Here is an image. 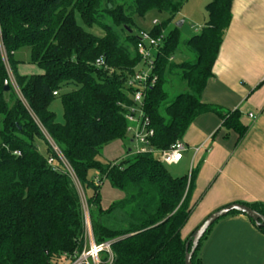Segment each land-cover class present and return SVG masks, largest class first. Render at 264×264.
I'll return each instance as SVG.
<instances>
[{
    "label": "trees",
    "instance_id": "16d2710c",
    "mask_svg": "<svg viewBox=\"0 0 264 264\" xmlns=\"http://www.w3.org/2000/svg\"><path fill=\"white\" fill-rule=\"evenodd\" d=\"M186 1L0 0V264H70L86 248L76 184L35 118L84 193L95 243L110 244L111 255L102 252L100 264H184L190 237L183 240L181 233L194 209L198 168L176 177L154 153L131 152L117 163L102 162L101 154L110 143L130 135L126 115L133 100L127 83L140 63L136 19L151 12L167 15L149 32L160 36ZM232 2L209 0L199 33L184 39L175 27L164 38L156 54L157 82L144 100L154 132L148 149L169 150L206 113L216 114L239 140L246 134L238 110L225 114L202 102L232 21ZM77 14L87 28L98 26L104 35L81 27ZM24 47L30 49L29 64L40 73L19 74L21 62L14 53ZM177 48L186 49L193 59L176 64L172 54ZM100 57L102 68L95 65ZM7 64L25 103L11 85L8 92L3 90L9 82ZM168 77L189 91L169 100ZM56 97L62 102V124L49 109ZM35 140L45 144V155ZM104 181L123 195L106 209L100 193ZM244 205L264 216V204ZM214 225L200 241L192 264H201L200 252ZM256 228L264 233V228Z\"/></svg>",
    "mask_w": 264,
    "mask_h": 264
},
{
    "label": "crops",
    "instance_id": "0c3cea01",
    "mask_svg": "<svg viewBox=\"0 0 264 264\" xmlns=\"http://www.w3.org/2000/svg\"><path fill=\"white\" fill-rule=\"evenodd\" d=\"M231 12L232 21L202 102L225 114L238 110L247 132L239 140L238 134L222 127L216 114L206 113L184 134L183 158L170 166L179 167V176L189 175L196 168L198 174L191 199L194 209L182 230L183 240L218 209L236 203L264 204V0H233ZM205 22L197 23L200 30L195 34ZM20 62V75L40 73L37 67ZM131 152H125L124 142L118 140L107 145L101 155L108 163H117ZM105 184L111 192L107 194L112 195L109 200H104ZM113 190L107 181L101 184L104 209L123 197ZM200 258L201 264H264V233L246 216L228 215L212 228Z\"/></svg>",
    "mask_w": 264,
    "mask_h": 264
},
{
    "label": "built area",
    "instance_id": "2783aa9c",
    "mask_svg": "<svg viewBox=\"0 0 264 264\" xmlns=\"http://www.w3.org/2000/svg\"><path fill=\"white\" fill-rule=\"evenodd\" d=\"M153 27L158 25L157 21H153ZM163 40L162 35L151 36L150 33H143V37L139 38L137 44V52L140 56V63L136 67L134 74L129 78L127 86L131 90V99L133 100V106L130 108L126 118L128 120V133L131 134L132 141L136 142V153H154L158 155L159 161L167 166L178 164L182 158L186 148L182 141H177L169 150L158 152L153 149H148L149 139L153 136L154 132L150 128V120L145 113V96L149 89H151L157 82V77L154 74L156 54L160 48V42ZM4 55V54H3ZM6 56V55H5ZM95 65L99 68L105 66L104 59L102 57L95 61ZM8 68V67H7ZM10 77V75H9ZM56 95V93H54ZM20 99L25 103L22 96ZM252 117V115H250ZM51 146L55 153L59 156L62 163L66 167L68 173L72 177L74 183L78 186V182L75 178L73 171L70 169L58 148L53 142L50 141ZM48 164H53V159L48 160ZM192 172V171H191ZM191 174V173H190ZM99 182L96 179V185ZM76 186V187H77ZM87 210L84 213V224L88 228L90 224L89 212L86 203ZM86 240L88 241V249H84L81 255L78 256L75 261L70 264H100V254L104 251L110 252V244L105 243L97 245L94 241L92 230L89 234L86 230Z\"/></svg>",
    "mask_w": 264,
    "mask_h": 264
},
{
    "label": "rangeland",
    "instance_id": "374dc122",
    "mask_svg": "<svg viewBox=\"0 0 264 264\" xmlns=\"http://www.w3.org/2000/svg\"><path fill=\"white\" fill-rule=\"evenodd\" d=\"M208 2H209V0H188V1H186V3L181 8L180 12L177 15H175L173 17V19L168 23V25L162 30L163 40H161V42L159 43L160 44L159 46H161L163 44L164 38H166L175 29V27H177L181 23H182V26L180 28V34H181L182 38H184V39L190 38L191 36H193L196 33V31L200 30V26L197 25V23L198 22L202 23L207 19L205 7H206ZM167 18L168 17L165 14H156L154 12H151V13L147 14L143 19H136L137 20L136 26L133 29L134 34L137 37L141 38V37H143V33H149L152 30L153 21H157L158 25H160L162 22H165L167 20ZM76 21L81 27H83L88 32L95 34L97 36H103L104 35V32L98 26L94 25L91 28H87L83 24V22H82V20L78 14L76 15ZM3 54L5 57V62L7 63L5 53H3ZM172 57H173V61L176 64H181V63H184L188 60L193 59V56L189 55V53L184 48H177L176 50H174ZM14 58L16 60L22 61L26 65H28V63L30 61V49L27 47H24V48L18 50L17 52L14 53ZM7 67H8V73L10 75V77H9L10 85L14 89V92L18 96V98H20L21 92L17 86V83L15 81V77L13 76L12 71H11L8 64H7ZM166 81L168 83L166 90H167L168 95H169V100H172L176 95H178L180 93L189 91L188 87L183 82H180L178 79H176L175 77H168ZM5 97H6V100H9L10 94L7 93L5 95ZM49 109L56 116L57 122L62 124L64 122L63 107H62L61 99L59 97L54 98V100L50 103ZM35 121L37 122V125H39V127L42 129V132L44 133V135H46L48 140L51 141L46 130L42 127V125L39 123V121L36 118H35ZM2 123H3V117L0 116V130L2 128ZM131 141H132L131 134L127 135L126 139L123 140L124 151L127 152L130 149L132 151V153H136V142H131ZM34 143H35V145L38 146L40 152L43 155H45L46 154L45 144L40 140H35ZM155 156L157 157V159H159L157 154ZM101 161L107 162L102 157H101ZM166 168L172 176H179V174H180L179 167L167 166ZM108 187H109L108 184L104 185L103 194L106 192V194L104 195V200L105 199L109 200L110 197L112 196V195L111 196L108 195V194H111V192H108L109 190H107ZM77 190H78V193L81 197L82 210H83V214H84L85 211L87 210L85 196H84V193H83V191L79 185L77 186ZM107 192H108V194H107ZM113 193L118 196L119 192L113 190ZM86 230L89 234L91 233L92 229H91L90 224H88V228H86ZM86 249H88V243H87ZM110 255H111V252H110Z\"/></svg>",
    "mask_w": 264,
    "mask_h": 264
},
{
    "label": "water",
    "instance_id": "95a60500",
    "mask_svg": "<svg viewBox=\"0 0 264 264\" xmlns=\"http://www.w3.org/2000/svg\"><path fill=\"white\" fill-rule=\"evenodd\" d=\"M111 8V5H109ZM182 23L179 24L177 27L181 28ZM4 92H8L10 90V83L6 82L4 85ZM231 213H238L241 215L246 216L247 218L251 219L256 227L264 228V216L256 212L255 210L251 209L249 206L244 204H232L210 214L202 224L192 233L190 238L185 244V256H184V264H192V258L195 254L198 245L207 231L220 219L225 218Z\"/></svg>",
    "mask_w": 264,
    "mask_h": 264
}]
</instances>
